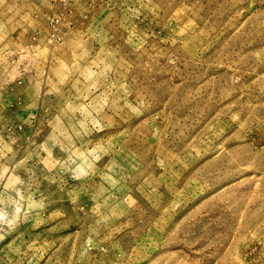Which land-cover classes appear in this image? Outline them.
I'll return each instance as SVG.
<instances>
[{
  "label": "rangeland",
  "instance_id": "374dc122",
  "mask_svg": "<svg viewBox=\"0 0 264 264\" xmlns=\"http://www.w3.org/2000/svg\"><path fill=\"white\" fill-rule=\"evenodd\" d=\"M0 264H264V0H0Z\"/></svg>",
  "mask_w": 264,
  "mask_h": 264
}]
</instances>
